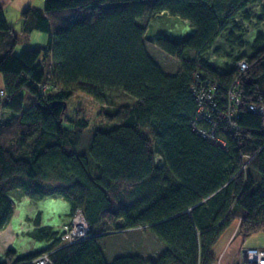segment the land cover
<instances>
[{
  "label": "trees",
  "instance_id": "16d2710c",
  "mask_svg": "<svg viewBox=\"0 0 264 264\" xmlns=\"http://www.w3.org/2000/svg\"><path fill=\"white\" fill-rule=\"evenodd\" d=\"M256 5L264 25V0H45L43 9L22 13V32L45 33L48 43L20 54L0 5V232L12 220L14 192L33 202L59 197L89 226L72 244L56 238L50 264H108L95 230L109 231L118 221L124 229L148 228L166 249L155 260L126 255L111 264H214L212 249L235 219H242L243 237L264 232L263 117L248 108L264 104L263 33L254 54L237 61L250 64L238 79L236 67L223 73L211 65L222 33L230 47L244 46L238 18L250 20ZM103 7L108 12L97 14ZM146 15L192 30L182 41L154 43L179 61L177 72L152 55ZM197 74L220 84L209 91L216 92L218 111L207 109L213 121L200 116ZM235 79L242 103L233 111V137L221 113ZM112 92L131 103L105 113L79 150L89 124L67 119L69 100L82 94L105 104ZM49 233L41 230L38 240ZM36 256L0 264H34Z\"/></svg>",
  "mask_w": 264,
  "mask_h": 264
},
{
  "label": "rangeland",
  "instance_id": "374dc122",
  "mask_svg": "<svg viewBox=\"0 0 264 264\" xmlns=\"http://www.w3.org/2000/svg\"><path fill=\"white\" fill-rule=\"evenodd\" d=\"M249 11H252L250 20L246 21L242 17L238 18V22L241 23L242 27L237 37L242 40L243 47H230L226 33H222L217 39L211 52L217 56V59L211 61V65L216 70H221L223 73L230 72L235 69L239 59L250 57L254 54L253 49L258 35L260 33L264 35V25L258 20L260 10L257 5L251 7ZM105 12H108L107 7L101 8L97 14ZM6 15L8 24L18 31L22 25L21 18L23 19V17L16 15L10 10L7 11ZM142 24L148 27L147 42L154 58L166 71L170 73L177 72L180 67L179 61L163 52L155 44L159 37L182 41L188 33V24L170 17H148L147 15L143 19ZM22 31L19 32V35L14 31L20 42L15 48L14 54H20L23 49L39 46L38 41L33 44L28 37L26 38L29 33L25 34ZM189 32L191 31L189 30ZM216 50H219V53H216ZM47 63L50 65L52 61ZM26 96L25 104L29 105L31 102L30 97ZM130 103L131 100L120 92H112L109 101L105 104L96 102L82 94L72 97L67 107V119L72 121L84 120L89 124V127L81 133L79 150L84 151L86 149L92 132L105 121V113L113 112L116 107ZM65 126L73 128L70 123ZM159 160L160 158L157 157L156 161L159 162ZM10 199L14 205L15 213L6 229L0 232V261H9L11 263L14 259L28 254H37L34 261L40 257L45 258L46 255L51 253L48 251L50 245L65 231L66 226L73 222L75 214H71L68 204L59 197L33 202L22 192H14L10 195ZM113 207L116 208L117 204L113 203ZM241 222L242 219H235L213 247L216 253L214 264H238L240 262L238 253L243 247H248L245 243L251 236L243 237L239 234ZM45 229L50 231L51 237L45 241H39L37 238L39 232ZM110 229L109 231H105V229L95 230L96 236L102 235L99 237L100 246L108 264H111L115 258L126 255H136L145 260H155L166 249L146 227L124 229L123 224L118 221ZM235 231L236 235L229 239L227 232L233 233ZM239 241L243 243L238 244ZM10 251L15 252L11 253Z\"/></svg>",
  "mask_w": 264,
  "mask_h": 264
},
{
  "label": "built area",
  "instance_id": "2783aa9c",
  "mask_svg": "<svg viewBox=\"0 0 264 264\" xmlns=\"http://www.w3.org/2000/svg\"><path fill=\"white\" fill-rule=\"evenodd\" d=\"M216 57H211V60H215ZM250 68V64L247 60H241L236 64V70L238 72L237 79L244 74L248 69ZM235 79V81L232 83L231 88L228 90V103L229 106L225 109H223V112L221 113V118L225 121V123L228 125L229 133L233 135V137H236L238 135V127L234 123L233 120V111L235 109V106H239L242 102L240 97H238L237 94L234 93L235 87L238 86V81ZM195 92H196V100L199 104V113L201 118H204L208 121H213V118L211 116L207 115V109L209 108L211 112L218 111L217 104L215 102L216 98V92L210 93L209 91L211 89L218 90L220 88V84L217 82H213L211 79H204V77L200 74L195 75L194 79V85H193ZM49 86H44L43 90L46 92L48 90ZM3 94V91H1V95ZM249 110L261 115L263 117V132H264V104H251L249 105ZM202 133V132H201ZM203 134V133H202ZM214 134V131L211 132V136ZM205 135V134H203ZM207 136V135H205ZM249 159H252V157H249ZM246 166H244L243 169H245ZM89 233V226L87 225L82 213L80 211H77L75 213V219H73V222L69 223L65 231H63L59 237H61L62 241H65L67 244H72L75 241L79 239L85 238ZM51 254V253H50ZM50 254L46 255L45 258H38L33 263L34 264H50ZM238 256L240 257V262L238 264H264V249L258 248V247H243L241 251L238 253ZM47 261V263H46Z\"/></svg>",
  "mask_w": 264,
  "mask_h": 264
},
{
  "label": "crops",
  "instance_id": "0c3cea01",
  "mask_svg": "<svg viewBox=\"0 0 264 264\" xmlns=\"http://www.w3.org/2000/svg\"><path fill=\"white\" fill-rule=\"evenodd\" d=\"M0 5L4 8L5 15H6L7 11L10 10L11 12L15 13L16 15L22 17V13H24L25 11H27L29 9H34V10L35 9H43L44 5H45V0H0ZM6 18H7V15H6ZM21 20H22V25L20 26V29L18 31L13 27L14 31L18 35L20 34L19 32L22 31V28H23L24 22H25L22 18H21ZM10 26H12V25H10ZM187 28H188L187 34L192 33V30L190 29V27L188 25H187ZM189 30L191 32H189ZM27 37L29 38V40H31V43H33V44L37 43V41L39 42V46H34L33 48L40 47V46H46L48 43V39H49L47 34L42 33L40 31H37V30L31 31L29 33V36H26V38ZM19 44H20V42H19ZM2 88H3V82L1 81V77H0V89H2ZM227 234L229 236V239H231L234 235H236V231L233 233L227 232ZM241 243H243V242H241V241L238 242V244H241ZM245 245L254 246V247L264 249V232L252 234L246 240ZM212 252H213V255L215 256L216 253L214 252V248H213Z\"/></svg>",
  "mask_w": 264,
  "mask_h": 264
}]
</instances>
